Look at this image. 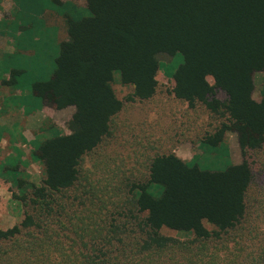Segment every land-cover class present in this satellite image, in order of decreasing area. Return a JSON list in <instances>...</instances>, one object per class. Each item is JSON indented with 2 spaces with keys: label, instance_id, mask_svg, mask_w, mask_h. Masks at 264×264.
Listing matches in <instances>:
<instances>
[{
  "label": "trees",
  "instance_id": "obj_1",
  "mask_svg": "<svg viewBox=\"0 0 264 264\" xmlns=\"http://www.w3.org/2000/svg\"><path fill=\"white\" fill-rule=\"evenodd\" d=\"M85 1L91 15L75 19L64 9L68 3L52 0L62 7L68 39L60 44L50 79L34 82L32 91L43 106L74 107L75 113L68 134L51 126L52 137L31 142L32 159L42 167L41 185L23 178L17 164L2 167L18 190L13 200L26 210L19 224L0 230V264H142L135 257L140 246L123 255L77 252L73 240H64L70 231L63 217L71 213L66 193L79 182L84 157L111 136L113 119L123 109L113 88L116 75L133 88L130 101L150 100L159 87L162 56H183L172 75L175 98L225 118L203 145L223 148L233 132L242 162L209 171L174 153L156 155L149 178L135 192L146 227L141 250L177 246L163 229L209 241L237 229L247 216L264 220V93L254 98V76L264 71V0ZM22 73L11 70L1 84L15 88ZM218 92L227 99L221 101ZM252 154L260 158L256 166ZM255 171L263 192L251 213ZM77 219L70 221L73 228ZM251 259L264 264V247Z\"/></svg>",
  "mask_w": 264,
  "mask_h": 264
},
{
  "label": "rangeland",
  "instance_id": "obj_2",
  "mask_svg": "<svg viewBox=\"0 0 264 264\" xmlns=\"http://www.w3.org/2000/svg\"><path fill=\"white\" fill-rule=\"evenodd\" d=\"M63 3H68L64 9L75 19L91 15L85 0ZM60 10L62 7H55L52 0H0V230L19 224L26 210L13 200V192L18 190L2 167L17 164L23 178L41 185L42 167L32 159L35 143L31 142L52 137L51 126L68 134L67 123L75 112L74 107L43 109V101L32 91L34 82L50 79L60 44L68 39ZM160 60L159 87L150 100L130 101L133 88L123 85L116 75L113 88L124 106L113 119L111 136L84 157L80 180L66 193L65 202L72 209L63 217L70 231L64 240L67 245L73 240L77 252L92 255H100L96 249L106 255H123L139 248L135 257L142 264H254L251 258L258 257L264 247V220L255 216H247L237 229L219 240L197 241L193 236L163 229L162 234L175 239L177 246L157 252L141 250L146 227L144 214L136 206L135 192L136 186L149 178L150 164L156 155L174 153L209 171L242 162L233 132L226 135L223 148L203 145L225 118L214 115L202 104L192 109L172 93V75L183 63V56H162ZM13 69L24 71L17 77V86H3L1 81ZM208 80L214 84L212 78ZM254 80V98L259 101L264 93V71L256 73ZM217 96L221 101L227 99L223 92ZM250 161L256 166L260 158L252 154ZM258 173L255 171L250 207L263 192ZM261 201L264 209V193ZM252 209L256 207L251 208V213ZM69 217L78 218V222L73 221L78 228H73Z\"/></svg>",
  "mask_w": 264,
  "mask_h": 264
},
{
  "label": "crops",
  "instance_id": "obj_3",
  "mask_svg": "<svg viewBox=\"0 0 264 264\" xmlns=\"http://www.w3.org/2000/svg\"><path fill=\"white\" fill-rule=\"evenodd\" d=\"M35 58V57H34ZM37 58V57H36ZM45 108V106H43V109ZM75 113V112H74ZM27 125V127H26V129L28 128V124H26Z\"/></svg>",
  "mask_w": 264,
  "mask_h": 264
}]
</instances>
